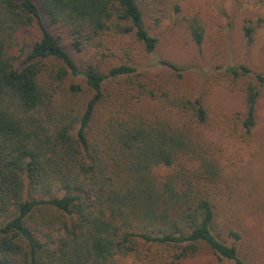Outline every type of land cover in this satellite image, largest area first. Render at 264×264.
Returning <instances> with one entry per match:
<instances>
[{
	"label": "trees",
	"instance_id": "obj_1",
	"mask_svg": "<svg viewBox=\"0 0 264 264\" xmlns=\"http://www.w3.org/2000/svg\"><path fill=\"white\" fill-rule=\"evenodd\" d=\"M141 1L151 8L165 2ZM181 18L201 47L202 17ZM255 31L245 24L248 44ZM109 32L134 34L148 52L159 42L139 0H0V264H123L140 241L176 247L178 258L207 245L243 264L234 240L217 232L225 179L203 129L217 128L211 110L175 86H152L136 65L102 69L68 49L99 45ZM156 65L179 78L186 70L167 59ZM227 70L250 78L246 111L228 122L249 139L264 71ZM70 76L84 77L93 92L84 106L82 84L61 88ZM120 81L134 93L112 97ZM159 166L171 170L159 178Z\"/></svg>",
	"mask_w": 264,
	"mask_h": 264
},
{
	"label": "rangeland",
	"instance_id": "obj_2",
	"mask_svg": "<svg viewBox=\"0 0 264 264\" xmlns=\"http://www.w3.org/2000/svg\"><path fill=\"white\" fill-rule=\"evenodd\" d=\"M145 27L159 38L153 52H148L134 34L109 32L99 45L82 52L68 49L81 62L92 61L102 69L116 64L136 65L141 78L158 88L175 86L186 95L200 97L211 110L214 131L204 126L206 137L217 148L225 181L218 196L220 214L217 232L236 243L243 264H264V91L258 104V124L249 139L233 132L228 122L238 120L246 111L248 76L235 77L227 68L246 65L254 72L264 71V0H165L151 8L141 0ZM184 11H176L174 4ZM183 13H198L205 24V38L199 47L185 31ZM256 26L254 41L248 44L244 26ZM167 59L184 67L183 77L175 71L156 65ZM110 87L112 97L119 91L134 93V85L120 81ZM72 83L84 86L78 99L81 105L92 97L84 77L70 76L61 88ZM122 86V90L120 87ZM102 105V106H107ZM104 108L100 107L97 118ZM171 169H155L159 178ZM231 230L240 233L235 240ZM180 250L171 245L140 241L138 253L123 257V264H238L221 259L207 245L192 255L178 258Z\"/></svg>",
	"mask_w": 264,
	"mask_h": 264
}]
</instances>
